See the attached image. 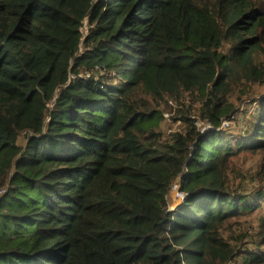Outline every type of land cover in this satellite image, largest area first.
I'll list each match as a JSON object with an SVG mask.
<instances>
[{"label": "trees", "instance_id": "16d2710c", "mask_svg": "<svg viewBox=\"0 0 264 264\" xmlns=\"http://www.w3.org/2000/svg\"><path fill=\"white\" fill-rule=\"evenodd\" d=\"M233 263L264 264V0H0V264Z\"/></svg>", "mask_w": 264, "mask_h": 264}, {"label": "rangeland", "instance_id": "374dc122", "mask_svg": "<svg viewBox=\"0 0 264 264\" xmlns=\"http://www.w3.org/2000/svg\"><path fill=\"white\" fill-rule=\"evenodd\" d=\"M87 23L88 22L86 21L83 29V31L85 32H87L86 30H88ZM256 107V104H249L247 113L244 114L243 112H241L239 115L236 116L234 122L229 123L232 129H235L237 132H241L246 125V121H248L249 118L254 114ZM179 182L180 179L177 180V182L173 185V187L170 188L168 192L167 202L169 212L175 211L184 202V197L179 192ZM246 184V190L248 192H251L252 187H250V184L248 182Z\"/></svg>", "mask_w": 264, "mask_h": 264}, {"label": "built area", "instance_id": "2783aa9c", "mask_svg": "<svg viewBox=\"0 0 264 264\" xmlns=\"http://www.w3.org/2000/svg\"><path fill=\"white\" fill-rule=\"evenodd\" d=\"M229 123H231V122L224 120V121H223V124H222V126H221V128H218L217 130H218V131H221V130H223L225 127L230 126ZM163 128H164L165 133H166L167 136L170 135V134L173 132V130H175V128L172 127L170 114H169L168 112H165V113L163 114ZM209 129H210V128L205 129V131H207V130H209Z\"/></svg>", "mask_w": 264, "mask_h": 264}]
</instances>
